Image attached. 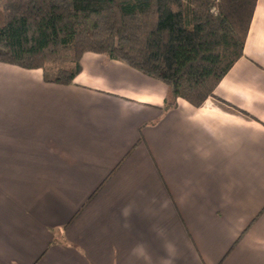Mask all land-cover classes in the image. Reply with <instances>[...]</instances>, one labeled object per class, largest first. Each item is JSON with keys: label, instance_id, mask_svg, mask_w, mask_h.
I'll use <instances>...</instances> for the list:
<instances>
[{"label": "crops", "instance_id": "0c3cea01", "mask_svg": "<svg viewBox=\"0 0 264 264\" xmlns=\"http://www.w3.org/2000/svg\"><path fill=\"white\" fill-rule=\"evenodd\" d=\"M80 64L58 84L0 62V264H141V241L161 264L165 240L173 264H264V0L213 91L226 104L166 107L162 81Z\"/></svg>", "mask_w": 264, "mask_h": 264}, {"label": "trees", "instance_id": "16d2710c", "mask_svg": "<svg viewBox=\"0 0 264 264\" xmlns=\"http://www.w3.org/2000/svg\"><path fill=\"white\" fill-rule=\"evenodd\" d=\"M255 3L0 0V62L70 84L81 56L100 53L165 83L166 107L179 97L200 106L242 55Z\"/></svg>", "mask_w": 264, "mask_h": 264}, {"label": "clouds", "instance_id": "9594fccd", "mask_svg": "<svg viewBox=\"0 0 264 264\" xmlns=\"http://www.w3.org/2000/svg\"><path fill=\"white\" fill-rule=\"evenodd\" d=\"M134 207H135L134 202L129 203L128 205L124 206L121 209V216L125 218V220H127L132 215ZM124 227L130 228L131 225L128 223H125ZM152 231L155 232V234L158 237L162 239L164 238V231L162 229H156L153 226ZM164 250H165L166 256L161 258V264H173L172 257L174 256V253H175V246L170 241L165 240ZM130 256L134 257L137 261H140L141 264H154L152 255L149 252L148 247L143 241L138 242L131 248Z\"/></svg>", "mask_w": 264, "mask_h": 264}]
</instances>
